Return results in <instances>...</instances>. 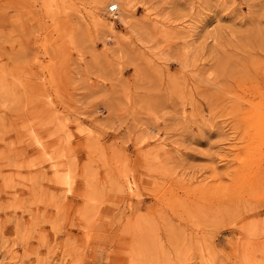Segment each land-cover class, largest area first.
I'll list each match as a JSON object with an SVG mask.
<instances>
[{
	"label": "rangeland",
	"instance_id": "obj_1",
	"mask_svg": "<svg viewBox=\"0 0 264 264\" xmlns=\"http://www.w3.org/2000/svg\"><path fill=\"white\" fill-rule=\"evenodd\" d=\"M111 2L0 0V264H264V0Z\"/></svg>",
	"mask_w": 264,
	"mask_h": 264
},
{
	"label": "bare ground",
	"instance_id": "obj_2",
	"mask_svg": "<svg viewBox=\"0 0 264 264\" xmlns=\"http://www.w3.org/2000/svg\"><path fill=\"white\" fill-rule=\"evenodd\" d=\"M112 2H111V4H110V7L111 8H114V9H116L117 11L119 10V6H120V4H122V2H126V3H128L127 2V0H111ZM93 16H95V15H93ZM117 17L119 18V20H121L122 22H124L125 24H126V22H125V19H126V17L127 16H123L122 14H121V12H119L118 11V15H117ZM95 18V17H94ZM96 21V23H100V21H99V19H95ZM138 22V21H137ZM137 27V26H136ZM111 30H113V28L110 26L109 27ZM139 28V27H138ZM140 29V28H139ZM48 99H49V97H48ZM48 99H47V101H48ZM50 100V99H49ZM48 103V102H47ZM50 103H51V101H50ZM46 106H48V105H46ZM50 107H52V105L50 106ZM50 109V108H49ZM53 109V108H52ZM55 112V111H54ZM33 133V137H32V141H33V143L37 146V148H38V150L40 151V152H42L43 153V155L45 156V157H49V158H51L50 157V155H49V151L47 150V147L44 145V143L42 142V140H41V138L37 135V134H34V132H32ZM31 133V134H32ZM51 161H53V159H51ZM53 163V162H52ZM130 180V179H129ZM73 181L69 178V176L67 177V178H65V179H63V181L62 182H60L61 184H63V185H65L64 186V189L65 188H67V191H69L70 190V186H71V183H72ZM126 184H127V187H128V189L129 190H132L133 189V184L130 182V181H127L126 182ZM73 185V184H72ZM135 186V185H134ZM72 187V186H71ZM65 191V190H64ZM71 191V190H70ZM66 194V193H65Z\"/></svg>",
	"mask_w": 264,
	"mask_h": 264
},
{
	"label": "built area",
	"instance_id": "obj_3",
	"mask_svg": "<svg viewBox=\"0 0 264 264\" xmlns=\"http://www.w3.org/2000/svg\"><path fill=\"white\" fill-rule=\"evenodd\" d=\"M109 11H110V12H115L116 9H114V8H109Z\"/></svg>",
	"mask_w": 264,
	"mask_h": 264
}]
</instances>
